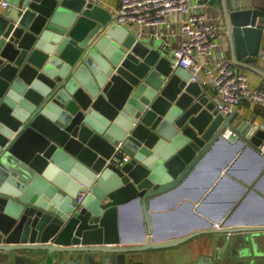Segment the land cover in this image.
<instances>
[{
	"label": "water",
	"instance_id": "95a60500",
	"mask_svg": "<svg viewBox=\"0 0 264 264\" xmlns=\"http://www.w3.org/2000/svg\"><path fill=\"white\" fill-rule=\"evenodd\" d=\"M7 1L0 12V264H141L150 254L173 259L175 249L195 257L187 264H264V209L251 215L261 203L251 206L252 192L215 229L160 231L156 221V210L183 200L219 221L204 208L245 153L264 159V127L235 125L237 113L220 112L202 76L193 80L177 65L165 38L137 39V29L100 4ZM209 2L222 4L232 63L264 77L256 66L260 11L247 0ZM225 143L233 148L220 162ZM208 166L215 172L195 191ZM237 201L229 197L226 211ZM128 211L141 216L136 236L123 228ZM195 237L204 239L189 245Z\"/></svg>",
	"mask_w": 264,
	"mask_h": 264
},
{
	"label": "built area",
	"instance_id": "2783aa9c",
	"mask_svg": "<svg viewBox=\"0 0 264 264\" xmlns=\"http://www.w3.org/2000/svg\"><path fill=\"white\" fill-rule=\"evenodd\" d=\"M105 1L87 0V3L103 5ZM118 3L115 21L129 30L137 29V39L150 33L163 37L160 33L163 29L179 24L177 32L170 31V36L181 38L173 49L176 63L189 69L193 80L197 75L208 77L224 116L238 113L245 102L252 107L264 106V88L251 86L248 74L241 72L224 53L220 22L208 16L209 0H119ZM9 6L7 0H0V12ZM259 54L264 68V45ZM226 135H233L232 131L228 130ZM83 197L82 192L77 203Z\"/></svg>",
	"mask_w": 264,
	"mask_h": 264
},
{
	"label": "crops",
	"instance_id": "0c3cea01",
	"mask_svg": "<svg viewBox=\"0 0 264 264\" xmlns=\"http://www.w3.org/2000/svg\"><path fill=\"white\" fill-rule=\"evenodd\" d=\"M119 0H106L102 6H104L106 9H108L113 17L115 16L116 9L119 5ZM247 4L251 8L258 9L260 11V21L264 24V0H247ZM218 4H210L208 6V16L210 18H216L220 22L221 26V37L223 39L224 43V53L229 55L231 61V55L230 50L228 48L229 39L226 35V26H225V19L223 18V7L222 4L217 6ZM179 30V24H174L171 28L163 29L160 33L163 36V38L166 39L168 45L171 46L172 49H175L180 41L181 38L179 36H176V38L170 36V31L177 32ZM264 42V41H263ZM264 45V44H262ZM256 66L259 68L261 66V62L256 63ZM264 69V68H262ZM241 72L247 73L251 86L258 87V88H264V77L259 74H256L255 72L245 70L244 68L240 69ZM202 84L207 87L208 91L211 94V97L215 99L216 92L212 86V84L209 82V79L207 76H202ZM244 120L247 121H254L255 124H257L260 127H264V106H255L252 107L250 103L245 102L243 106L240 108V111L237 113V117L235 120V125H240L244 122ZM233 148L228 143L223 144L219 150H218V157L217 160L220 162H223L225 160V156L228 151H230ZM128 157V156H127ZM244 160L239 163V165L236 166V169H238L237 174H231V179L227 181V184L223 186L220 191L217 193L215 198L213 200H210L208 204H206L204 210L207 212V214H211L212 216L216 217L217 219H220L219 221H214V219H209L197 209V204L192 206L190 203H184V200L181 201V203L175 205L174 209L172 211H158L156 210V221L158 224V229L160 231H170L173 228L177 229L178 231H188L189 234L192 235V233H195L197 231H200L202 227L198 226L200 224H204L205 229L210 228H217L216 225L219 224H227L230 220V217L233 215L235 211H237L240 207V204L243 200L246 199V195L251 193L252 196H254V200H249L251 202V206H254L258 201H261L259 204V208L253 212H251V215L260 216L263 212V206H264V159L260 158L256 154L252 153H245ZM210 165H213L217 167V164H214L213 162H209ZM214 169L211 166L206 167L201 176L196 178L193 181V189L195 191H199L200 188L204 187V183H202V179H209L211 175L213 174ZM252 177V178H251ZM251 178V179H250ZM232 185L238 189V187H246L245 190L241 193V195L238 194V192L233 191ZM188 195H190L188 193ZM256 195V196H255ZM229 197H236L237 203L233 204L228 211L226 202ZM187 202V201H186ZM250 206V208H251ZM203 210V211H204ZM245 213V212H244ZM123 228L127 231V233H130L131 236H136L137 232L141 228V216L139 213L134 214L133 211H128L126 213L125 219H123ZM213 222L214 224L209 227L210 223ZM189 224L190 228L187 229L186 225ZM204 238L203 237H195L192 242H190L189 245H197L199 244ZM188 245V244H187ZM196 250V253H194L193 256H196L199 254V252H202V249L198 248ZM149 260H156L157 258L160 259L158 256L154 257V255L150 254ZM216 257V256H215ZM195 257L190 258V260L194 259ZM147 261V260H145ZM172 264V263H170ZM191 264V263H190ZM259 264L261 262L259 261Z\"/></svg>",
	"mask_w": 264,
	"mask_h": 264
},
{
	"label": "rangeland",
	"instance_id": "374dc122",
	"mask_svg": "<svg viewBox=\"0 0 264 264\" xmlns=\"http://www.w3.org/2000/svg\"><path fill=\"white\" fill-rule=\"evenodd\" d=\"M174 255L173 259H156V260H147L145 264H187V262L190 260L187 256L183 254L181 251H177L175 249L171 252ZM182 253V254H181ZM158 255H154V257H157Z\"/></svg>",
	"mask_w": 264,
	"mask_h": 264
},
{
	"label": "flooded vegetation",
	"instance_id": "af4514ba",
	"mask_svg": "<svg viewBox=\"0 0 264 264\" xmlns=\"http://www.w3.org/2000/svg\"><path fill=\"white\" fill-rule=\"evenodd\" d=\"M146 263V261L145 260H143V262L141 263V264H145Z\"/></svg>",
	"mask_w": 264,
	"mask_h": 264
},
{
	"label": "trees",
	"instance_id": "16d2710c",
	"mask_svg": "<svg viewBox=\"0 0 264 264\" xmlns=\"http://www.w3.org/2000/svg\"><path fill=\"white\" fill-rule=\"evenodd\" d=\"M247 71V69H245ZM250 71V70H249Z\"/></svg>",
	"mask_w": 264,
	"mask_h": 264
}]
</instances>
